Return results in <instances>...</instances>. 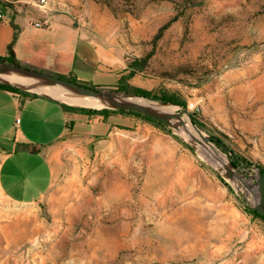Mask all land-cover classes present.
Listing matches in <instances>:
<instances>
[{
  "label": "rangeland",
  "instance_id": "374dc122",
  "mask_svg": "<svg viewBox=\"0 0 264 264\" xmlns=\"http://www.w3.org/2000/svg\"><path fill=\"white\" fill-rule=\"evenodd\" d=\"M45 1L43 9L66 11L76 22L90 17V33L122 54L125 76L129 64L143 61L125 85L175 95L203 133L221 141L215 146L225 157L264 167V0ZM162 133L157 144L140 143L132 159L124 146L119 157L95 162L94 184L90 161L79 155L68 158L38 203H12L0 192V264H264L260 219L244 222L240 215L230 261L226 252L215 253L220 242H205L213 228L198 210L173 208L174 199L156 209L150 193L166 170L218 178L174 133ZM90 185L95 196L109 189L107 210L92 212ZM230 189L227 196L245 215L243 195Z\"/></svg>",
  "mask_w": 264,
  "mask_h": 264
},
{
  "label": "crops",
  "instance_id": "0c3cea01",
  "mask_svg": "<svg viewBox=\"0 0 264 264\" xmlns=\"http://www.w3.org/2000/svg\"><path fill=\"white\" fill-rule=\"evenodd\" d=\"M9 2L0 1V57L7 55L16 32L13 52L20 65L97 88H113L125 76L126 72L121 73L126 69L122 54L104 47L90 33V17L76 22L66 11L43 9L34 0ZM39 21H46V26L37 28ZM106 79L114 84H100ZM59 104L43 97L26 99L0 88V192L12 203L42 201L68 158L87 156L90 184H94L98 176L95 162L119 157L124 146L132 159L140 143L154 140L157 144L164 138L161 128L133 116L111 114L104 119L66 114ZM67 122L72 123L69 130ZM164 173L161 179L165 180L154 183L150 193L156 209L160 202L174 199L173 208L181 204L183 210H198L206 217V226L213 228L207 230L205 242H220L212 246L215 253L226 252L232 261L240 242V215L244 222L251 215L241 214L227 196L226 185L205 171L190 169L175 174L168 169ZM93 190L90 185L92 212L107 210L110 198L105 194L109 189L103 188L102 196L93 195ZM250 244H254L252 239L248 247Z\"/></svg>",
  "mask_w": 264,
  "mask_h": 264
},
{
  "label": "water",
  "instance_id": "95a60500",
  "mask_svg": "<svg viewBox=\"0 0 264 264\" xmlns=\"http://www.w3.org/2000/svg\"><path fill=\"white\" fill-rule=\"evenodd\" d=\"M0 84L51 99L61 104L93 110L129 111L141 114L165 125L177 138L198 154L215 174L236 192L241 193L247 206L264 217V174L260 168H236L192 121L190 113L166 104L112 88H91L58 76L22 65L0 62ZM88 103V105H82ZM210 148L212 153H208ZM20 151V150H19Z\"/></svg>",
  "mask_w": 264,
  "mask_h": 264
},
{
  "label": "trees",
  "instance_id": "16d2710c",
  "mask_svg": "<svg viewBox=\"0 0 264 264\" xmlns=\"http://www.w3.org/2000/svg\"><path fill=\"white\" fill-rule=\"evenodd\" d=\"M16 39H17V33L15 32L14 36H13V41L8 46L7 55L5 57H0V62H4V63H8V64L20 65L16 61V59L14 57V52H13V45H14ZM142 62L143 61L138 60V61H135V62L129 64L128 65V70H132V72L128 76L127 75L126 76H122L119 79L117 85L115 87H113L112 89H115V90H118V91H123V92H133V93H136V94L141 95V96H145L147 98H150V99L158 101V102H162V103H166V104H172V105L179 106L181 108L186 109L187 108L186 103L184 101H181L178 97H176L173 94H170V93H167V92H162V93L157 94V93L150 92V91H144V90H141V89H138V88H133V87H130V86L124 84L126 79L132 77L135 74L136 69L143 65ZM24 67H26V66H24ZM55 76H58V77L63 78V79H66L68 81L79 83L78 81H76L75 79H72V78H67V77L59 76V75H55ZM85 85L89 86L87 84H85ZM89 87L97 88V87H94V86H91V85ZM0 88L4 89V90H7V91H10V92L15 93V94H19V95H21L22 97H24L26 99H37V98H39L35 94L22 92V91H20L18 89H15V88H12V87H9V86H5V85H1L0 84ZM59 105L62 108V110L64 111V113H66V114L87 115V116H90V117L91 116H101L104 119L107 118L111 114H124V115L133 116V117L142 119V120H144L146 122L152 123V124L156 125L157 127L161 128L163 131L171 134V131L165 125H163L161 123H158V122H156V121H154V120H152V119H150L148 117H145V116H143L141 114H138V113L129 112V111H113V110H106V109L93 110V109H87V108L73 107V106H69V105H66V104H59ZM191 117H192L193 123L198 128H200L201 130L205 129V127L196 119L195 113H192ZM71 126H72V123H69V122L66 123V129H68V130L71 129ZM211 137L213 139L214 145L220 146V147L222 146L221 141L219 139H217V138H215L213 136H211ZM175 138L178 140L177 137H175ZM187 148L191 151V149L189 147H187ZM230 161L236 168H238L240 170H247L248 168L254 166L256 168H260L262 173L264 174V167L261 166V165L253 164L251 162H248L246 160H243V159L235 157V156L233 158H230ZM218 178L231 191L230 187L220 177H218ZM245 211H246V213H248L252 217L260 219L261 221L264 222V217L262 215H260L259 213L251 210L249 207H245Z\"/></svg>",
  "mask_w": 264,
  "mask_h": 264
},
{
  "label": "built area",
  "instance_id": "2783aa9c",
  "mask_svg": "<svg viewBox=\"0 0 264 264\" xmlns=\"http://www.w3.org/2000/svg\"><path fill=\"white\" fill-rule=\"evenodd\" d=\"M46 5V1L45 0H39L38 1V6H40L41 8H44ZM2 18V16L0 15V19ZM47 22L46 21H39L35 23V26L37 28H44L46 26ZM191 109L194 108L193 105L189 106Z\"/></svg>",
  "mask_w": 264,
  "mask_h": 264
},
{
  "label": "bare ground",
  "instance_id": "6f19581e",
  "mask_svg": "<svg viewBox=\"0 0 264 264\" xmlns=\"http://www.w3.org/2000/svg\"><path fill=\"white\" fill-rule=\"evenodd\" d=\"M82 105H88V103H83ZM207 151H208V153H212V150L210 148H208Z\"/></svg>",
  "mask_w": 264,
  "mask_h": 264
},
{
  "label": "flooded vegetation",
  "instance_id": "af4514ba",
  "mask_svg": "<svg viewBox=\"0 0 264 264\" xmlns=\"http://www.w3.org/2000/svg\"><path fill=\"white\" fill-rule=\"evenodd\" d=\"M252 167H254V166H252ZM251 168V167H250ZM250 168H248L247 170H250Z\"/></svg>",
  "mask_w": 264,
  "mask_h": 264
}]
</instances>
